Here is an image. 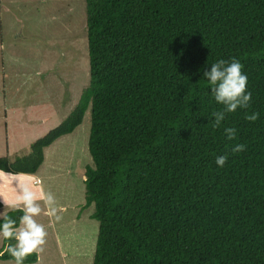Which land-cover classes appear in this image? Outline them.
Instances as JSON below:
<instances>
[{
	"label": "trees",
	"instance_id": "16d2710c",
	"mask_svg": "<svg viewBox=\"0 0 264 264\" xmlns=\"http://www.w3.org/2000/svg\"><path fill=\"white\" fill-rule=\"evenodd\" d=\"M85 3L89 85L28 154L0 158V170L36 175L45 150L89 111L93 264H264V0ZM233 58L252 98L213 127L223 106L203 73ZM237 144L245 150L233 153ZM7 215L18 226L23 213ZM36 261L34 253L24 264Z\"/></svg>",
	"mask_w": 264,
	"mask_h": 264
},
{
	"label": "rangeland",
	"instance_id": "374dc122",
	"mask_svg": "<svg viewBox=\"0 0 264 264\" xmlns=\"http://www.w3.org/2000/svg\"><path fill=\"white\" fill-rule=\"evenodd\" d=\"M85 17V0H0V158L28 154L77 105L90 82ZM90 126L88 111L73 134L45 150L34 177L0 179L1 203L15 198L18 184H32L62 209L59 221L37 217L47 231L40 264H93L99 224L84 195ZM12 210L2 203L0 212Z\"/></svg>",
	"mask_w": 264,
	"mask_h": 264
},
{
	"label": "clouds",
	"instance_id": "9594fccd",
	"mask_svg": "<svg viewBox=\"0 0 264 264\" xmlns=\"http://www.w3.org/2000/svg\"><path fill=\"white\" fill-rule=\"evenodd\" d=\"M242 64L233 58L230 62L220 60L211 65L210 71H204L203 78L207 80L211 93L217 104L222 105V109L213 113V127H219L225 120L226 114L234 113L238 108L246 109L252 98L251 92L247 91V76L242 73ZM249 121H256L258 113H252L245 117ZM225 135L228 140H234L236 129L226 128ZM245 150V145L237 144L232 148L233 153ZM228 160L227 155L216 158V164L223 167ZM16 173H6L0 170V179L13 177ZM6 208L19 210L23 213L17 221L0 212V238L8 243L0 250V257L6 254L8 260L0 261V264H24L25 259L37 254L36 264H40V254L44 252L47 231L44 224L38 222L37 217L43 215L54 218L56 221L61 219L56 206L55 196L51 192L35 187L32 184H18L17 195L11 201L2 200ZM12 241H15L12 243Z\"/></svg>",
	"mask_w": 264,
	"mask_h": 264
},
{
	"label": "crops",
	"instance_id": "0c3cea01",
	"mask_svg": "<svg viewBox=\"0 0 264 264\" xmlns=\"http://www.w3.org/2000/svg\"><path fill=\"white\" fill-rule=\"evenodd\" d=\"M33 177H34V175H33ZM34 179H36V178H34ZM36 181V180H35Z\"/></svg>",
	"mask_w": 264,
	"mask_h": 264
}]
</instances>
